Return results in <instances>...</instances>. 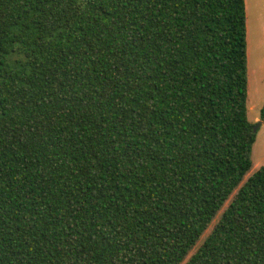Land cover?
<instances>
[{
    "label": "trees",
    "instance_id": "16d2710c",
    "mask_svg": "<svg viewBox=\"0 0 264 264\" xmlns=\"http://www.w3.org/2000/svg\"><path fill=\"white\" fill-rule=\"evenodd\" d=\"M248 88L245 0H0V264H264Z\"/></svg>",
    "mask_w": 264,
    "mask_h": 264
},
{
    "label": "rangeland",
    "instance_id": "374dc122",
    "mask_svg": "<svg viewBox=\"0 0 264 264\" xmlns=\"http://www.w3.org/2000/svg\"><path fill=\"white\" fill-rule=\"evenodd\" d=\"M246 12L248 18V36L250 40L251 52L248 54V119L252 123L258 124L260 122L261 109L264 106V53L261 48H258L255 44V48L252 45L253 40V28L256 18L262 19L264 23V0H246ZM253 168L250 173L245 177L244 182L248 177L256 172L258 167L264 166V125H260L257 130L256 142L252 151ZM229 201L225 204L221 212L216 219L212 222L210 227L201 237V240L192 251L190 256L198 249V247L204 242L205 238L212 231L216 221L218 220L222 211L228 206ZM189 256V257H190ZM188 257V258H189Z\"/></svg>",
    "mask_w": 264,
    "mask_h": 264
},
{
    "label": "crops",
    "instance_id": "0c3cea01",
    "mask_svg": "<svg viewBox=\"0 0 264 264\" xmlns=\"http://www.w3.org/2000/svg\"><path fill=\"white\" fill-rule=\"evenodd\" d=\"M247 24H248V18H247ZM247 42H248V54H249V52H251V48H250L251 43H250L249 36H248V29H247ZM255 44L258 48L262 47V50L264 53V23H263L262 19H258V18H256L254 28H253L252 45L254 48H255ZM262 124L264 125V122ZM260 167H258V168H260Z\"/></svg>",
    "mask_w": 264,
    "mask_h": 264
},
{
    "label": "water",
    "instance_id": "95a60500",
    "mask_svg": "<svg viewBox=\"0 0 264 264\" xmlns=\"http://www.w3.org/2000/svg\"><path fill=\"white\" fill-rule=\"evenodd\" d=\"M262 121H260L258 124H256V126L254 127V132H257L258 128L260 125H262Z\"/></svg>",
    "mask_w": 264,
    "mask_h": 264
}]
</instances>
